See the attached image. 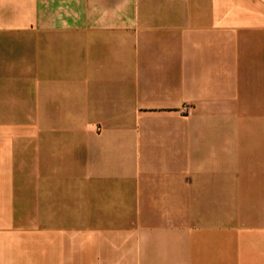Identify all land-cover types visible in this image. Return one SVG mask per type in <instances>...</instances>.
<instances>
[{
  "label": "crops",
  "instance_id": "crops-1",
  "mask_svg": "<svg viewBox=\"0 0 264 264\" xmlns=\"http://www.w3.org/2000/svg\"><path fill=\"white\" fill-rule=\"evenodd\" d=\"M242 2L0 0V264H264V210L239 253L211 234L238 172L190 139L209 115L264 120V0Z\"/></svg>",
  "mask_w": 264,
  "mask_h": 264
},
{
  "label": "rangeland",
  "instance_id": "rangeland-1",
  "mask_svg": "<svg viewBox=\"0 0 264 264\" xmlns=\"http://www.w3.org/2000/svg\"><path fill=\"white\" fill-rule=\"evenodd\" d=\"M243 4L245 5L242 0H233L234 11H240ZM241 35L236 32L235 37L240 38ZM259 37L261 35L254 34L253 41L249 43L248 73L255 78L248 82L250 92H253L255 87L261 92L264 91V49L257 50V46L264 47V41ZM236 51L235 54H239V51ZM256 75H259V80ZM183 114L186 120L189 119L193 115L192 108L186 105ZM241 118V113L236 111L228 115H209L205 121L190 122L193 124L192 128H195L193 130L194 137L190 138L191 143L195 144L196 139L201 140L202 157L209 156L211 153L215 155L217 163L219 162L218 169L222 171L224 157L227 153L231 156L233 170L238 172L237 177L232 180V207L226 209L225 217H223V208L212 209L214 214L211 217L217 224L223 223L224 220H231L230 231L227 222V230L221 228L214 230L211 234L218 236L224 233L231 234L233 251L238 253L241 249V237L246 235V232L254 235L261 230L263 221L258 216L264 210V122L262 123L264 120L261 116L253 115V119L250 121L254 120L255 122L246 132L242 129ZM196 123H203L205 126H195ZM186 150L189 151V149ZM241 155L244 156L241 158ZM224 185L223 179L218 180L215 185L217 187L216 203H220L221 197L227 193ZM31 191V188L26 189V199L32 197ZM32 206V203L26 200L24 211L25 217L28 219L26 221H31L34 216ZM40 212L42 217H46L48 214V211L41 210ZM33 229V226L26 225L25 233L32 234Z\"/></svg>",
  "mask_w": 264,
  "mask_h": 264
}]
</instances>
